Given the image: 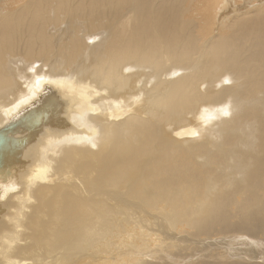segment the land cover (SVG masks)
Masks as SVG:
<instances>
[{"label":"bare ground","instance_id":"1","mask_svg":"<svg viewBox=\"0 0 264 264\" xmlns=\"http://www.w3.org/2000/svg\"><path fill=\"white\" fill-rule=\"evenodd\" d=\"M0 133V264H264V0H0Z\"/></svg>","mask_w":264,"mask_h":264},{"label":"water","instance_id":"2","mask_svg":"<svg viewBox=\"0 0 264 264\" xmlns=\"http://www.w3.org/2000/svg\"><path fill=\"white\" fill-rule=\"evenodd\" d=\"M1 134V133H0ZM4 135V134H1ZM5 140L0 137V145H2V143H6V137H4ZM6 154L7 151L0 149V180H3V178L5 177L7 171H8V160L6 158Z\"/></svg>","mask_w":264,"mask_h":264},{"label":"rangeland","instance_id":"3","mask_svg":"<svg viewBox=\"0 0 264 264\" xmlns=\"http://www.w3.org/2000/svg\"><path fill=\"white\" fill-rule=\"evenodd\" d=\"M98 88V87H97ZM99 89V88H98ZM262 258V257H261Z\"/></svg>","mask_w":264,"mask_h":264}]
</instances>
